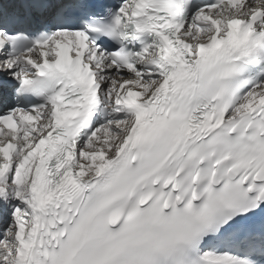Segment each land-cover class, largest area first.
<instances>
[{
    "label": "bare ground",
    "instance_id": "6f19581e",
    "mask_svg": "<svg viewBox=\"0 0 264 264\" xmlns=\"http://www.w3.org/2000/svg\"><path fill=\"white\" fill-rule=\"evenodd\" d=\"M106 75L112 78V85L106 84V89L116 88L113 92H110V99L113 103L121 102V98L126 91L135 92L139 89L138 85L134 84L136 78L127 77L124 79H118L109 67L106 68ZM146 84L148 83L140 84L141 89H146ZM153 84L154 82L151 81L149 86H152ZM260 97H264V89L251 94L243 103L242 107H248ZM120 123L121 124L117 123V121L108 122L104 136L98 142H103L102 149L106 148L111 151L105 150V152H101V156H99L95 154L99 153L95 148L96 146H89L88 148L83 147L79 150L80 160L77 162L76 169L80 177H93L100 172L102 166H105L112 161L114 157L124 151L125 146L131 140V131L134 122L132 117H129L121 120ZM118 128L120 131H118ZM48 129L49 127L45 120L39 122L36 128L31 126L24 129L23 133L17 138L19 152L10 160L14 164L17 175L15 174L16 176H14V180L10 183L8 182L10 181L9 179H5L0 183V191H6V189H8V194L3 200L5 204L9 205V208H11L13 212L11 216V227L8 229V232L13 235V244L15 245V249L14 247L11 248L14 255L9 257L8 261H5L3 257L0 258L2 264H27V261L29 260V252L38 241V228L41 221V215L47 207V200L46 198L39 196L38 184L36 183V178L33 173L36 164L41 158L38 146L40 133L45 134ZM28 131H30V135H26V132ZM3 141L4 139L0 144H3ZM108 142L109 144L115 145V147L107 148ZM85 154L86 156L84 157ZM12 188L13 192H11ZM16 203L25 204V212L18 211L14 215V206ZM8 218L7 222L10 221V218ZM24 226L26 227L24 228ZM6 251L0 249L1 256L4 255Z\"/></svg>",
    "mask_w": 264,
    "mask_h": 264
},
{
    "label": "rangeland",
    "instance_id": "374dc122",
    "mask_svg": "<svg viewBox=\"0 0 264 264\" xmlns=\"http://www.w3.org/2000/svg\"><path fill=\"white\" fill-rule=\"evenodd\" d=\"M118 131H120L119 130V128H118ZM104 134V133H103ZM103 134H102V136H103ZM101 136V137H102ZM101 137H100V139L99 140H95L94 142H92V143H90V144H85L84 145V148L85 147H89V146H96L95 148L99 151V153H95V154H97V155H99V156H101V152H105V150H108V151H111V150H109V149H106V148H103L102 149V146H103V142L101 141L100 143H98L100 140H101ZM108 140V139H107ZM110 142V141H109ZM109 142H108V144H107V148H113V147H115V145H112V144H109ZM97 144V145H96ZM83 148V147H82ZM107 151V152H108ZM106 152V153H107ZM111 154V153H110ZM109 154V155H110ZM86 156V154L84 155V157ZM82 159H84V158H82ZM15 211L17 212V211H23V212H25V205L24 204H20V205H17V207H16V209H15ZM11 227V222H9V224H8V226H7V228H6V235H7V237L1 242V244H0V248H4L5 250H7L6 251V253L4 254V255H2V257L4 258V260L5 261H8L9 260V257H11V256H13L14 255V253H13V251H12V249L11 248H13L14 247V249H15V245L13 244V235L11 234V233H9L7 230L9 229ZM26 226H24V228H25ZM24 232H26V231H24ZM0 264H2V261H0Z\"/></svg>",
    "mask_w": 264,
    "mask_h": 264
}]
</instances>
